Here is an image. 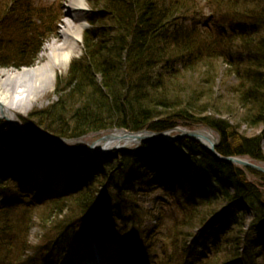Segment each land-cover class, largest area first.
<instances>
[{
    "label": "trees",
    "instance_id": "trees-1",
    "mask_svg": "<svg viewBox=\"0 0 264 264\" xmlns=\"http://www.w3.org/2000/svg\"><path fill=\"white\" fill-rule=\"evenodd\" d=\"M28 1L0 0L2 67L36 59L41 41L31 38L30 22L50 14L47 8L34 14ZM92 5L82 55L55 81L56 100L30 114L45 137L22 124L31 138L205 127L217 137L221 156L264 163L262 133L240 132L242 126L264 132V0ZM11 130L0 137L8 143L6 154L0 152V264H52L74 239L97 231L116 236L128 258L147 264L135 200L146 192L155 195L150 210L142 207L144 215L172 221L162 236L166 257L153 264H184L199 240L203 254L196 264H264V238L254 240L264 226V174L217 161L189 138L146 141L87 161L61 160L69 175L64 194L40 197L32 189L25 195V175L18 168L19 179L11 176L10 161L19 151L38 153ZM171 210L173 217L166 213ZM33 217L43 232H53L34 247L28 239ZM83 222L91 227L83 229Z\"/></svg>",
    "mask_w": 264,
    "mask_h": 264
},
{
    "label": "rangeland",
    "instance_id": "rangeland-1",
    "mask_svg": "<svg viewBox=\"0 0 264 264\" xmlns=\"http://www.w3.org/2000/svg\"><path fill=\"white\" fill-rule=\"evenodd\" d=\"M30 1L33 2V7H34L33 13L34 14L37 13L38 15L42 13L43 9L46 7L47 13H49L50 15L52 13L54 17L50 18V15L43 14L41 15L40 21H39L37 17L32 16V22L30 23L35 24L34 28H35L36 34L34 36H31V38L33 40H37V42L41 41L40 42L41 45H40L39 51L37 52L36 59L34 60L32 64L27 65V66L41 64L44 61V57H43L44 46L55 40L60 41V38H59L60 31L64 30L63 25L66 24L67 21H71V18L68 13L71 12L73 8V2L71 0H30ZM23 5H25V3H23ZM91 6H93L92 0L84 1L83 10L80 14V16H82V18L84 19V24H83L84 27L81 31V41L79 44V53L72 59H77L82 55V33L89 28L90 21L92 19V16L94 15L91 12ZM204 13L205 15H208L206 11H204ZM14 18L15 17L12 16L11 19H14ZM74 23L76 24L77 22L75 21ZM201 23H203V19H201ZM68 66L65 70L56 73L50 90L46 92H40L38 90L39 91L38 94L40 95L36 93V96H34L35 99L31 98L32 100L23 99L21 102L18 100L14 101L15 103H17V105H19L20 110L24 111L22 113L21 111L18 110L17 124L22 125L26 123L29 125V128L31 130L40 134L39 136L45 137V133L42 130V127L34 121L32 116L30 117V114L35 113L36 111L45 108L51 102L56 100V96L53 94L55 81L57 79H60V80L64 79ZM1 69H18V68H15L13 66H5V67L0 66V70ZM216 90L217 92L215 93V96L221 93V90H218L217 88ZM234 116L235 115H233V119H234ZM1 117L3 116L0 115V137L3 136L4 138H6L4 133L6 132V129L7 131L9 130V126L11 124L8 121L9 119H3ZM236 119L237 118H235V120ZM11 128H12L11 131L15 130L13 127ZM180 128L187 129V130H205V131L208 130L205 127H192V129H188L186 127H180ZM262 130H263L262 127H259L256 129H250V128H246L245 126H242L240 129V132H243L246 135H256V134L262 133L263 139L261 142V148H262L263 157H264V132H262ZM106 133L108 132L103 131L100 134L95 133V134L87 135L86 137L73 138V139H65V138L58 139L55 137L53 138L46 137L43 142L51 147H54V149L56 150L65 151L67 153H73V152L78 151L79 146H87L88 144L93 142L95 139L99 138L101 135L106 134ZM7 149H8V143L0 139V152L6 154ZM44 155L45 157H41V158H39L38 156H34V155H32L34 156L33 158L32 157L29 158L28 156L26 157L24 153L21 151L17 152L13 156L14 159L11 162L9 174L14 172L13 168L15 169L20 168L22 170H25L28 167L31 173V177L36 176L39 179V181L42 182L41 184H38V185L44 186V190L41 188V191H40L41 193L39 194V196H47L49 193L52 195V191L49 188H47V186H52L51 189L53 191L58 190L59 194H62V192L66 189L67 180H68L69 175L64 166L60 165L59 163L54 165V162H51V158H50L51 155H48V154H44ZM259 164L262 165L261 163ZM11 176L13 175L11 174ZM23 182L24 184L21 185V192H23V194L25 195L31 194V190L33 189V187L30 186L28 188V186L27 187L25 186V183H27V180ZM28 183L30 184V182ZM33 184L34 182H32V185ZM143 195L144 196H141V198H139V196L137 195L138 198L135 199L137 203L136 207H138L139 209L138 212L136 213V217L143 224V233L140 234V238H141L142 244L145 246L144 250L141 251L140 255L147 264H153V263H156L158 260H160V258H162L163 260L166 257L165 254H163V249H161L162 236L166 232L167 228L171 225L172 221H170L169 218H165L166 220L162 221L161 223H157V220L152 218L151 215H147V216L144 215L142 207L144 206L147 209H149V207H151V204H148L149 199L151 200L155 194H152L150 198L146 196L148 195L147 192L143 193ZM130 206H132V203H130ZM123 213L131 215V213L126 209L123 210ZM166 213L168 214V216H172V217L175 216V213L172 210L171 212L167 211ZM32 222L33 223L31 224V228L28 234L29 244L31 246L34 247V246L39 245L41 243V239L44 238L45 236H48L47 238L53 237V232L52 231L49 232V229H47V231L45 232L42 231L41 226L39 225L38 220L35 217L32 218ZM80 225L83 229H88L91 227L85 222L81 223ZM78 230H81L79 226H78ZM97 235L100 238L98 239L96 243L98 244L104 243V246L108 245L111 248V250L114 252V254L108 253V258L111 259L112 263L114 264H133L132 263L133 260L123 255L121 249L118 247L117 238L113 237L114 239H111L112 241H115V244L112 245L113 243L110 239L104 238L99 233H97ZM263 238H264V227L260 229L258 236L256 235L254 240L258 243L259 240ZM200 241L201 240L197 242L195 250H193L189 254V260L186 261L184 264H196V261L198 260V258H200V255L203 252V248H201V246L198 245ZM191 242L189 243V245L191 244ZM205 243H208V242L205 241ZM69 260L70 259L67 258V263H65L62 259L59 262V259H57V257H54V262L52 264H70ZM175 262H178V260Z\"/></svg>",
    "mask_w": 264,
    "mask_h": 264
},
{
    "label": "bare ground",
    "instance_id": "bare-ground-1",
    "mask_svg": "<svg viewBox=\"0 0 264 264\" xmlns=\"http://www.w3.org/2000/svg\"><path fill=\"white\" fill-rule=\"evenodd\" d=\"M71 1L73 2V8L68 13L71 21H67L63 25L64 30L60 31L59 34L60 41L55 40L44 46V61L41 64L21 66L18 69L0 70V115L9 119L10 123H17V112L18 110L21 111L19 105L14 101L18 100L21 102L23 99H35L34 96L39 91L46 92L50 90L56 73L65 70L72 58L79 53L81 31L84 27V19L80 14L85 0ZM75 21L77 22L76 24L74 23ZM21 112L23 113L24 111L22 110ZM122 130L127 131L125 129ZM203 142L207 145L205 141ZM110 146H113V144L111 143ZM98 149H101V144L99 143L94 150L97 151ZM254 164L260 165L259 163ZM262 166H264V163H262ZM242 168L249 169L246 167ZM106 253H99L100 257H98L82 251V257L74 259L73 264H89V262L91 264H112L111 259L107 256H102ZM83 254L87 255L89 259L87 260Z\"/></svg>",
    "mask_w": 264,
    "mask_h": 264
},
{
    "label": "water",
    "instance_id": "water-1",
    "mask_svg": "<svg viewBox=\"0 0 264 264\" xmlns=\"http://www.w3.org/2000/svg\"><path fill=\"white\" fill-rule=\"evenodd\" d=\"M9 121V120H8ZM11 124L20 132L22 133L29 142L33 144L31 139L27 137L25 131H23L18 125L11 122ZM176 132L175 135H171V132ZM182 138H189L191 140H194L200 145L206 149L213 158H215L217 161L225 162L228 164H233L237 166H242L249 168L251 170L261 172L264 174V166L262 165H256L254 163H251L249 160L239 157H222L219 155L215 148L217 146V139L215 136L212 135V131L208 129L205 130H187L183 128L176 127L173 130H168L164 132H151L147 130H141L138 132H127L122 129H114L111 130V132H108L104 135H102L98 140L91 143L87 149L80 151L78 154L73 155H67L68 158H75V157H83L86 156L92 152H103V151H111V150H124L128 149L131 146L137 147L142 142H161V143H173L175 141H178ZM205 141L207 145L204 144ZM101 144V149H98L99 151H94L95 146L97 144ZM113 144V146H110V144ZM37 147V145H35ZM40 146V145H39Z\"/></svg>",
    "mask_w": 264,
    "mask_h": 264
}]
</instances>
